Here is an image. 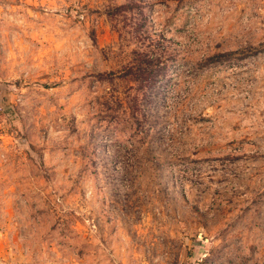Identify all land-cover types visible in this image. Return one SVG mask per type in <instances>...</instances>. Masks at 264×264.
Instances as JSON below:
<instances>
[{"label":"rangeland","instance_id":"374dc122","mask_svg":"<svg viewBox=\"0 0 264 264\" xmlns=\"http://www.w3.org/2000/svg\"><path fill=\"white\" fill-rule=\"evenodd\" d=\"M0 264H264V0H0Z\"/></svg>","mask_w":264,"mask_h":264}]
</instances>
